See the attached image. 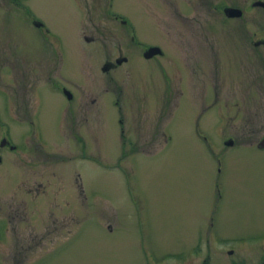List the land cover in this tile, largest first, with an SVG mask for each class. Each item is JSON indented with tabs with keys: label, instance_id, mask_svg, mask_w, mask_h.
I'll use <instances>...</instances> for the list:
<instances>
[{
	"label": "rangeland",
	"instance_id": "1",
	"mask_svg": "<svg viewBox=\"0 0 264 264\" xmlns=\"http://www.w3.org/2000/svg\"><path fill=\"white\" fill-rule=\"evenodd\" d=\"M225 1L0 0V113L23 151L3 148L0 264H264V6ZM130 24L166 54L129 53ZM63 87L87 98L85 153Z\"/></svg>",
	"mask_w": 264,
	"mask_h": 264
},
{
	"label": "flooded vegetation",
	"instance_id": "2",
	"mask_svg": "<svg viewBox=\"0 0 264 264\" xmlns=\"http://www.w3.org/2000/svg\"><path fill=\"white\" fill-rule=\"evenodd\" d=\"M262 0H249L250 4L253 5L251 8L254 7H261L264 6L263 4H261ZM19 7L22 6H29L28 3H24L22 2V0H17ZM223 4L218 5L217 3H213L214 7H218L220 6L221 8V12L226 13L227 14V10H230L228 8H238L240 9L241 15L239 16H230V17H242V15H247L249 13V8L245 9L244 6L248 4V0H226L225 2H222ZM110 15V14H109ZM113 17L110 19L111 21H115L116 23L118 22H126V19H124L122 16H117L115 14L112 15ZM37 18H35L34 16V24L42 29H47V31L49 32L50 30L48 28H46L45 23L41 20V18H39V16H36ZM105 17V15H104ZM122 36L124 38H129L128 39V50L129 53H138V46H143V49L138 53V54H142L145 58L147 59H151L157 56H163L166 54V51L164 49L163 46L160 45V47L162 48V50L158 53L153 54L152 56H146V51H148L152 46H155L157 43H152L148 40H142L138 35L136 36L132 29H131V24H130V30L128 31L127 29L125 30V28L122 30ZM180 33V32H178ZM256 35H249L251 36V42L255 45H257V48L254 47L255 51L263 45L264 46V31L263 30H259L257 32H254ZM95 36V35H94ZM178 36V35H177ZM86 39L88 38V35L84 36ZM90 37V36H89ZM93 37V36H91ZM180 38V36H178ZM92 40H94L92 38ZM159 45V44H158ZM260 45V46H259ZM119 53L118 55H116L114 57V59H110L108 58L107 61H105L102 64V68L105 71L108 70H112L117 68L118 66H120L123 63L128 62V60H130V56L125 55V50L122 48V46H119ZM213 52V50H212ZM258 53V52H257ZM256 53V54H257ZM62 92L65 94L66 98H67V102H70L69 106L65 108V110H68L69 112V116H65L64 118L67 119V123H71L70 126V130L71 131H77L75 133V138L77 140V142L79 143L78 145L80 146L81 152L85 153V150H88V144H89V134H88V129L82 127L84 125V122L87 120V113H88V103H87V98L85 96H80L79 98H77L78 100H80V104H78L77 102H72L74 100V98L76 97L74 92L68 88V87H63L62 88ZM180 91V88H179ZM165 99V98H164ZM162 99L157 100V106H159L160 104H162L163 106V102L161 101ZM72 102V103H71ZM119 102V100L117 101ZM53 104H50V107L53 108L52 106ZM95 112L92 114L93 117H95L98 113V105H95L94 107ZM67 113V111H65ZM40 121V120H39ZM122 122V120H121ZM40 125L43 127L42 122L40 121ZM35 128H38V126H34ZM0 132H1V136H0V164L3 162V148H11V149H16L17 151H19L18 153H23V151H20V146L18 143L13 142L11 139V135H10V124L7 123L4 120V117L1 115L0 113ZM164 134L166 133L165 131H162ZM30 143L27 142L26 145H29ZM95 144V143H94ZM233 144V142L231 143V145ZM40 146V145H39ZM23 150V149H22ZM18 160H22V156L20 155V157H17ZM28 164L29 161H28ZM30 167V166H29ZM33 170V169H32ZM23 174V175H22ZM22 176L21 179L28 177V176H32L34 178V182L36 183V174L31 172V173H25L24 170H22L17 176L15 177H19ZM41 185V181H38V184H36V187ZM17 213H15L16 215L19 216V219L21 221H24L25 217H24V205H23V200H22V204L19 203V205L17 206ZM52 213V211H50ZM32 264V263H29Z\"/></svg>",
	"mask_w": 264,
	"mask_h": 264
},
{
	"label": "water",
	"instance_id": "3",
	"mask_svg": "<svg viewBox=\"0 0 264 264\" xmlns=\"http://www.w3.org/2000/svg\"><path fill=\"white\" fill-rule=\"evenodd\" d=\"M263 4H264V2H263ZM227 12H228V15L239 16V15H241L242 11L240 9H237V8H230V10H228ZM160 51H161V49L159 46H153L148 51H146V56H152L153 54L158 53ZM229 143H231V141ZM259 145L262 147L264 146V137L259 141Z\"/></svg>",
	"mask_w": 264,
	"mask_h": 264
},
{
	"label": "trees",
	"instance_id": "4",
	"mask_svg": "<svg viewBox=\"0 0 264 264\" xmlns=\"http://www.w3.org/2000/svg\"><path fill=\"white\" fill-rule=\"evenodd\" d=\"M209 264V263H208Z\"/></svg>",
	"mask_w": 264,
	"mask_h": 264
}]
</instances>
